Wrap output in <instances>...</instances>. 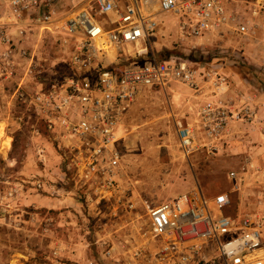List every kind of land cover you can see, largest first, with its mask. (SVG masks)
Returning a JSON list of instances; mask_svg holds the SVG:
<instances>
[{
    "label": "built area",
    "instance_id": "2783aa9c",
    "mask_svg": "<svg viewBox=\"0 0 264 264\" xmlns=\"http://www.w3.org/2000/svg\"><path fill=\"white\" fill-rule=\"evenodd\" d=\"M55 1L0 0V89L25 63L27 74L37 67L39 41L32 49L30 36L57 27L71 48L69 73L40 81L29 94L22 80L17 94L53 135L64 162L72 165L81 182L91 185L89 201L99 203L119 191L124 120L146 88L173 91L181 85L192 92L197 103L194 123L176 121L186 157L201 147L217 150L235 124L259 123L264 130L261 105L245 94L233 96L232 81L219 66L199 67L175 54L158 56L152 45L158 17L172 14L179 46L196 49L202 39L227 31L258 45L256 64L264 73V0H89L88 6L58 23ZM146 45L150 55L141 61ZM240 53L235 62H246L244 51ZM37 151L43 154L44 147ZM254 171L264 180V160ZM229 177L236 179L238 173L232 170ZM229 204L228 193L208 197L196 184L148 206L156 251L137 247L133 258H145V264H264L260 222L251 215L226 214Z\"/></svg>",
    "mask_w": 264,
    "mask_h": 264
},
{
    "label": "rangeland",
    "instance_id": "374dc122",
    "mask_svg": "<svg viewBox=\"0 0 264 264\" xmlns=\"http://www.w3.org/2000/svg\"><path fill=\"white\" fill-rule=\"evenodd\" d=\"M88 3L56 0V23ZM158 18L161 22L152 37L156 55L181 51L177 18L172 14ZM38 41L34 71L27 74L25 63L0 89V123L12 138L8 154L0 152V264H145V258H133V251L137 247L156 251L149 232L148 206L187 192L196 184L208 197L228 193L230 204L225 213L253 216L264 235V180L254 171L264 160V130L259 123L235 124L217 150L201 147L186 157L176 121L194 123L197 103L192 92L181 85L173 91L142 90L124 120L120 189L99 203L98 199L89 201L91 185L81 182L72 165L64 162L53 135L17 94L22 80L24 92L29 94L40 81L70 71L71 48L64 44L57 27L31 35L28 43L33 49ZM199 43L196 49L182 44V52L192 51L203 60L193 63L199 67L219 66L232 81L233 96L253 97L261 105L264 119L260 81L235 62L243 50L246 62L257 66L258 45L227 31ZM198 133L205 143L201 130ZM39 147H44L43 154L38 153ZM232 170L238 178L229 177Z\"/></svg>",
    "mask_w": 264,
    "mask_h": 264
},
{
    "label": "trees",
    "instance_id": "16d2710c",
    "mask_svg": "<svg viewBox=\"0 0 264 264\" xmlns=\"http://www.w3.org/2000/svg\"><path fill=\"white\" fill-rule=\"evenodd\" d=\"M179 47V46H178ZM182 49H184V47L180 46V50L181 51H175L174 49L172 51H169L166 54H162V57L168 56L170 54H175V55H180V57H182L185 60L188 61H195V62H202L203 60H201L200 58H196L194 57V55H192V51L190 53H183ZM147 56L150 55V50L148 49V46H145V49L142 51V53L140 54V59L141 61H143V56ZM193 56V57H192ZM238 64H240L241 66L245 67L248 71H250L252 73V75L254 76L255 80L260 81L262 88L264 89V73L260 70L259 67L251 64V63H247L245 61H241ZM206 195V194H205ZM207 196V195H206Z\"/></svg>",
    "mask_w": 264,
    "mask_h": 264
},
{
    "label": "bare ground",
    "instance_id": "6f19581e",
    "mask_svg": "<svg viewBox=\"0 0 264 264\" xmlns=\"http://www.w3.org/2000/svg\"><path fill=\"white\" fill-rule=\"evenodd\" d=\"M12 138L5 133L4 125L0 123V152L7 155L11 146Z\"/></svg>",
    "mask_w": 264,
    "mask_h": 264
},
{
    "label": "crops",
    "instance_id": "0c3cea01",
    "mask_svg": "<svg viewBox=\"0 0 264 264\" xmlns=\"http://www.w3.org/2000/svg\"><path fill=\"white\" fill-rule=\"evenodd\" d=\"M194 102H195V100H193ZM188 103H190V102H188ZM181 120V119H180ZM183 121V120H182Z\"/></svg>",
    "mask_w": 264,
    "mask_h": 264
}]
</instances>
